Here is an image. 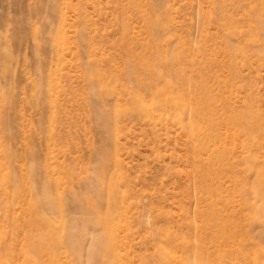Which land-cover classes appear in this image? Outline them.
Returning <instances> with one entry per match:
<instances>
[{"label": "rangeland", "instance_id": "obj_1", "mask_svg": "<svg viewBox=\"0 0 264 264\" xmlns=\"http://www.w3.org/2000/svg\"><path fill=\"white\" fill-rule=\"evenodd\" d=\"M198 94L214 134L200 155L185 127ZM260 168L264 0H0V204L22 225L19 179L25 208L55 177L65 210L44 240L58 253L9 237L4 260L0 238V264H260ZM216 217L238 233L225 252L200 242Z\"/></svg>", "mask_w": 264, "mask_h": 264}, {"label": "bare ground", "instance_id": "obj_2", "mask_svg": "<svg viewBox=\"0 0 264 264\" xmlns=\"http://www.w3.org/2000/svg\"><path fill=\"white\" fill-rule=\"evenodd\" d=\"M145 61H147V60H145ZM141 69H142V72L148 73L150 75V77L153 76L154 68L152 67V65L148 61L145 62L144 65L142 64ZM136 70H137L136 66L129 68L130 73H133L134 75H137L138 70H137V72H136ZM141 77L145 78L144 76H141ZM138 80L140 82L142 81V79H140V78ZM169 88H171V87H169ZM176 99H177V97H176ZM194 101L195 102L190 103V106H191L190 108H191L192 112H191V115L189 116L190 120H189V122L187 121L188 123H186L185 127L189 131V137L191 139L190 142H191V145L193 146V149L196 152L195 154L200 155L209 149L210 143L213 142L212 140H214L213 139L214 134H213V136L210 135L208 133L207 127L200 125L201 120L211 119L210 118L211 115H209V114H204L203 116H201V108H198V105L202 104L204 101V97L202 96V94L196 95ZM166 103H170V102L167 101ZM163 104H165V103H163ZM180 104L181 103H179V102L171 103V105L172 106L174 105V107L175 106L179 107ZM152 107L153 106L144 105L141 100H139L138 102H135V108L137 110L143 111L144 113H147L149 111V109H151ZM152 109H154V108H152ZM202 113H203V111H202ZM247 119L245 117H243V120H247ZM231 120H230V122L232 123L234 120L233 121H231ZM248 120L251 121V119H248ZM235 123L237 125L241 124L239 121H236V120H235ZM251 123H252V121H251ZM257 128H259V125H257ZM244 130H245V132L250 131L251 134L255 137L257 136V132L255 131L254 126L253 127L251 126V128H249V129L247 128ZM10 155L14 156L16 158L17 162L21 158V157L19 158V155L17 153L15 154L14 152H11L8 156H10ZM209 157L214 158V156H211L210 153H209ZM28 167L32 171L33 165L31 163V161L29 162ZM14 168L16 171L18 166L15 165ZM22 168L23 167L20 166V171ZM206 169L204 170L205 177L201 176V179H203L204 182L208 181V177H209L208 175L210 173H216L217 172V169L214 167V165H210ZM21 178L19 179L15 190L11 193L12 202H13V204H16V205L21 204L23 210H26L27 215H29L30 217L28 218V220H26V222L24 224L16 225L15 224L16 218H15L14 214L11 212V210L0 204V238H2V240H3L2 246L4 247V250L6 249V251H7L6 252L7 257H5L4 260L6 258L10 257V256H8L9 255L8 254V251H9L8 244L9 243L7 242V239L9 237H12V239H14V238H17L19 236H23L28 240L29 248L33 247V244L36 242L38 244L39 250L41 252H45V253L51 252L53 254H56V252L58 253V251L56 249H54V247L50 246L47 243L45 244L44 240H52V239L61 238L60 236H61V232L63 229V228L60 229L56 225V222H58V217L63 218L65 215L63 202L60 200L61 199L60 197H58L59 200H57L56 198L53 199V197L51 196V191L53 190L52 188L57 187V185L59 183L58 179L55 177H54V179L48 178L47 183L45 182V180H46L45 179L44 180L45 183L43 182L41 185H39L36 182L38 184L37 187L34 189L36 191V198H34V199L30 198L29 199L30 201H28L29 203L28 204L26 203V205H28V207L24 208V204L22 203V201L25 200L26 198H28L27 195H29L31 191L29 189L27 190V189L23 188L22 181H24V179H21ZM0 180H2V182L5 183V181H6L5 176H1ZM215 188L210 187L209 189H210V191H213V189H215ZM250 189H251L250 191H252L256 196L264 194V168L263 169L260 168L258 170L257 181L250 185ZM263 201H264V198H263ZM258 214L260 215L261 218H263V221H264V204H263V207L260 209V212ZM5 221H7V223L8 222L11 223V230L10 231L6 232V230L4 231L2 229V225ZM243 236H244L245 240L248 238V236H245V235H243ZM237 237H238V233L232 228V226H230V225L228 226V223H224L221 218L216 217V218L205 221L204 225L201 228L200 242L202 243L203 246H206L209 243L210 244H216L215 246L218 250L225 252V251H228V250H226V248L228 246L226 244H228V242H230L232 240L235 243V240ZM8 240H10V239H8ZM257 240H261V241L256 243V247L254 249L253 255L255 257H261V256H264V234L262 237H260ZM13 255L14 254H12L11 256H13ZM220 256H222V255L218 254L214 258V260H212V264H218L217 261L220 260ZM263 259H259V260H261L260 264H264ZM13 260H14V257H13ZM10 261H8V263ZM4 263H5V261H4ZM38 264H42V263L39 262Z\"/></svg>", "mask_w": 264, "mask_h": 264}]
</instances>
